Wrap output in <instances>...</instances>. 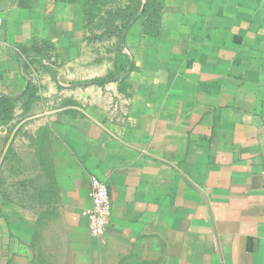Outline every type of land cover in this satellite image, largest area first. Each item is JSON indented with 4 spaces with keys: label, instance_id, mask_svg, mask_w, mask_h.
I'll return each instance as SVG.
<instances>
[{
    "label": "crops",
    "instance_id": "0c3cea01",
    "mask_svg": "<svg viewBox=\"0 0 264 264\" xmlns=\"http://www.w3.org/2000/svg\"><path fill=\"white\" fill-rule=\"evenodd\" d=\"M88 1L0 0V174L39 202L1 206L11 264H264V0H141L118 63Z\"/></svg>",
    "mask_w": 264,
    "mask_h": 264
},
{
    "label": "rangeland",
    "instance_id": "374dc122",
    "mask_svg": "<svg viewBox=\"0 0 264 264\" xmlns=\"http://www.w3.org/2000/svg\"><path fill=\"white\" fill-rule=\"evenodd\" d=\"M87 12V29H89L92 36L90 39L94 41L99 39V42L103 43V48L108 52L109 59H116L117 63L123 60L124 56L119 52L123 46L124 32L128 28H124L127 24L133 20V14L140 8V1L136 0H89L86 3ZM139 12V10H138ZM130 13V14H129ZM129 14V15H127ZM112 42V43H111ZM115 73L109 74L107 77L111 78L116 76ZM122 71V70H121ZM8 117V116H7ZM5 119V120H4ZM1 122H6L10 118H4ZM14 179V181H13ZM16 185V189H13ZM29 184L26 181H22L20 174H13L10 166L3 173L0 174V187L4 191H0V264H11V244H6V237L1 236V229L5 226V218L2 216L1 206L6 201L12 200V193H27L29 195ZM24 201L30 204H39L34 196H24Z\"/></svg>",
    "mask_w": 264,
    "mask_h": 264
},
{
    "label": "built area",
    "instance_id": "2783aa9c",
    "mask_svg": "<svg viewBox=\"0 0 264 264\" xmlns=\"http://www.w3.org/2000/svg\"><path fill=\"white\" fill-rule=\"evenodd\" d=\"M1 25L2 15L0 10ZM261 177L264 186V171ZM89 196L92 199V206L86 210V214L89 218L90 233L93 236H100L106 231L112 213L111 198L107 184L97 176H92Z\"/></svg>",
    "mask_w": 264,
    "mask_h": 264
},
{
    "label": "trees",
    "instance_id": "16d2710c",
    "mask_svg": "<svg viewBox=\"0 0 264 264\" xmlns=\"http://www.w3.org/2000/svg\"><path fill=\"white\" fill-rule=\"evenodd\" d=\"M140 1V8H141V0ZM158 1H150L148 2V4L145 7L144 10V14H152V13H156L158 12ZM140 8L138 10H140ZM138 10L135 14L138 13ZM135 14H133L135 16ZM133 16V18H134ZM130 25L127 24L124 28L126 29L128 26ZM12 109H13V101L9 100V99H3L2 100V104L0 106V121L3 120L4 118L8 119L11 118L12 115ZM8 116V117H7ZM5 120V119H4Z\"/></svg>",
    "mask_w": 264,
    "mask_h": 264
}]
</instances>
